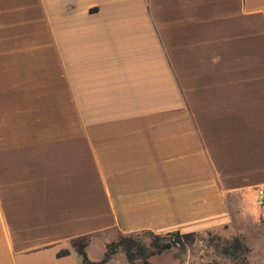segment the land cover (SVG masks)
<instances>
[{
	"label": "crops",
	"instance_id": "0c3cea01",
	"mask_svg": "<svg viewBox=\"0 0 264 264\" xmlns=\"http://www.w3.org/2000/svg\"><path fill=\"white\" fill-rule=\"evenodd\" d=\"M261 192L264 0H0V264L218 229L264 264Z\"/></svg>",
	"mask_w": 264,
	"mask_h": 264
},
{
	"label": "rangeland",
	"instance_id": "374dc122",
	"mask_svg": "<svg viewBox=\"0 0 264 264\" xmlns=\"http://www.w3.org/2000/svg\"><path fill=\"white\" fill-rule=\"evenodd\" d=\"M135 234L145 244L149 243L150 239L147 233ZM118 236L119 234L116 235L117 238ZM235 237L240 239L247 250L234 252L232 249H229V252L225 250L231 247ZM87 238L89 239V237ZM104 245L99 240L94 241L88 247L87 252L93 259H98L104 251ZM119 251L122 250L118 249ZM248 252L249 248L246 246L243 237L218 229L196 233L192 240L181 238L180 241L174 242L171 247L165 249V252L156 254L153 260L156 264H247ZM135 262L142 263L139 259Z\"/></svg>",
	"mask_w": 264,
	"mask_h": 264
},
{
	"label": "trees",
	"instance_id": "16d2710c",
	"mask_svg": "<svg viewBox=\"0 0 264 264\" xmlns=\"http://www.w3.org/2000/svg\"><path fill=\"white\" fill-rule=\"evenodd\" d=\"M149 236V243L145 244L142 240L138 238V235L135 233H121L118 238L114 241H110L105 244V252L102 259L99 261H92L88 258L85 246L88 243L87 236L73 240V244L77 253L81 256L82 262L84 264H105V262L118 251L122 250L130 263H134L135 260L139 259L143 264H151L148 261V258L151 255L161 253L163 250L171 247L174 242H178L181 238L192 240L196 233H179V232H169L165 234H156L153 232H145ZM170 237L169 239H167ZM229 249H232V252L237 250H247L240 239L235 237L233 239L231 247L225 249L229 252ZM68 251L66 249L60 250L58 255L66 254ZM234 254V253H227Z\"/></svg>",
	"mask_w": 264,
	"mask_h": 264
},
{
	"label": "built area",
	"instance_id": "2783aa9c",
	"mask_svg": "<svg viewBox=\"0 0 264 264\" xmlns=\"http://www.w3.org/2000/svg\"><path fill=\"white\" fill-rule=\"evenodd\" d=\"M260 203L264 206V196H263V192L260 193Z\"/></svg>",
	"mask_w": 264,
	"mask_h": 264
}]
</instances>
